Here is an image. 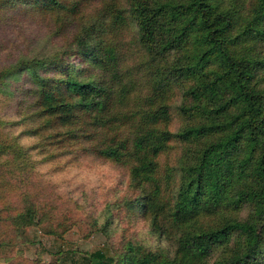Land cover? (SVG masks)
I'll return each mask as SVG.
<instances>
[{
    "label": "trees",
    "instance_id": "trees-1",
    "mask_svg": "<svg viewBox=\"0 0 264 264\" xmlns=\"http://www.w3.org/2000/svg\"><path fill=\"white\" fill-rule=\"evenodd\" d=\"M32 1L0 0V11L54 17L71 38L5 73H23L6 101L30 113L0 130L31 125L27 136L46 144L14 137L0 156L26 170L32 152L51 147L124 170L127 213L168 243L82 262L264 264V0ZM30 201L0 209V243L25 241Z\"/></svg>",
    "mask_w": 264,
    "mask_h": 264
},
{
    "label": "rangeland",
    "instance_id": "rangeland-1",
    "mask_svg": "<svg viewBox=\"0 0 264 264\" xmlns=\"http://www.w3.org/2000/svg\"><path fill=\"white\" fill-rule=\"evenodd\" d=\"M30 17L0 11V120L5 125L12 121L21 124L30 111L6 101V94L14 89L13 80L23 73L13 70L6 77L5 73L19 68L25 60L51 55L71 38L58 35L54 17ZM178 126L175 123L174 127ZM31 127L22 125L11 134L2 127L0 143L20 137L19 144L28 148L43 141L44 137L27 136ZM62 152L51 147L34 151L26 170L15 167L14 157L0 156V209L4 205L18 211L31 200L37 210L33 224L23 229V243H0V264H84L82 255L99 249L114 255L125 252L127 245L156 252L168 247L166 240L151 229L149 218L127 213L126 204L133 192L127 188L124 170L95 157ZM173 153L169 157L172 165L180 154L178 149ZM6 213L3 210L0 214V241L9 235Z\"/></svg>",
    "mask_w": 264,
    "mask_h": 264
}]
</instances>
